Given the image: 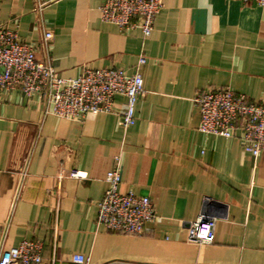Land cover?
Segmentation results:
<instances>
[{
	"label": "crops",
	"instance_id": "1",
	"mask_svg": "<svg viewBox=\"0 0 264 264\" xmlns=\"http://www.w3.org/2000/svg\"><path fill=\"white\" fill-rule=\"evenodd\" d=\"M103 0H0V25L43 55L62 78L84 69L139 67L135 124L114 112L81 121L45 115L42 101L0 92V253L42 244L40 264H264V152L197 129L200 91L264 94V7L235 0H163L152 34L102 23ZM120 155V191L150 199L154 219L137 236L96 225L106 172ZM72 171L86 178L70 177ZM201 214L216 220L211 244L187 241Z\"/></svg>",
	"mask_w": 264,
	"mask_h": 264
},
{
	"label": "built area",
	"instance_id": "2",
	"mask_svg": "<svg viewBox=\"0 0 264 264\" xmlns=\"http://www.w3.org/2000/svg\"><path fill=\"white\" fill-rule=\"evenodd\" d=\"M264 7V0H235ZM163 9V0H103L97 8L102 23L113 25L120 32L139 30L144 39L154 29L156 17ZM53 35L43 33V55L37 56L32 44L23 42L17 31L0 25V92L19 91L24 97L42 101L45 115L68 121H81L89 114L114 112L115 101L123 98L120 126L126 131L136 122L135 107L143 93V79L139 67L145 57L139 56L134 72L122 68L84 69L74 78L59 77L49 54ZM193 102L198 110V131L204 135L231 139L241 131L245 153L258 157L264 152V94L257 102H249L244 95L230 89L200 91ZM120 155L106 172L107 188L97 204L96 225L107 231L137 236L154 219L150 199L132 190L120 191ZM70 177L86 178V173L72 171ZM216 220L201 214L187 229L189 243L211 244L215 237ZM42 244L25 240L0 253V264H40ZM74 264H87L80 254L72 256Z\"/></svg>",
	"mask_w": 264,
	"mask_h": 264
}]
</instances>
